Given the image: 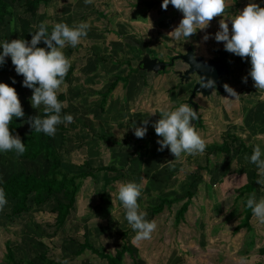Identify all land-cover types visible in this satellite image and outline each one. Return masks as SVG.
<instances>
[{"label":"crops","instance_id":"obj_1","mask_svg":"<svg viewBox=\"0 0 264 264\" xmlns=\"http://www.w3.org/2000/svg\"><path fill=\"white\" fill-rule=\"evenodd\" d=\"M68 1L70 2L67 3V7L72 4V0ZM251 2L264 7V0H225L223 16L214 18L203 30L197 28V32L191 37L182 36L179 40L169 37V32L166 30H164V34L160 30L156 31L155 37L150 34L148 36V33L145 32L146 38H144L145 33L143 32L142 35L137 34L136 40L127 39L124 42L120 41V38H113L116 32L111 31L110 28L113 30L116 28L111 24V21H109L108 25L104 24L105 27L102 29L96 26V22H99V17H102L101 13L103 16L116 13L105 12L106 7L109 6L107 1H103L101 6H99L101 4V1H99L96 8L95 3L94 6L89 4V8H92L91 12L88 13V16L85 12L83 18L78 19L76 23H81L82 19L85 18L84 23L88 25L87 36L81 38V42L76 47L68 45L69 47L62 49L65 56L70 60L72 72L68 80L61 85L62 90L58 92H62L65 95L64 107L67 115H72L74 121L67 125L64 123V130L62 131L56 128L54 140L59 147L63 166L68 168L70 173L86 172L90 168L100 166H111L114 171H97L94 173V178L85 177L77 193L74 208L70 211L64 224L56 230L53 221L52 225L54 226L51 225L52 229L54 228L52 233L47 232V235L56 234L58 239L60 238L58 241L59 245L64 246L72 256H79V254L82 255L87 251L92 252L87 248L78 253L80 244L83 243L85 238L95 248L105 249L106 251L105 246L98 247L96 245L98 242L94 244V239L104 236L105 240L113 243L112 251L114 253L123 244L122 240L133 239L136 235V232L126 220L122 203L117 198L113 199V196L116 197L115 194L118 193L120 184L134 182L142 185L141 196L138 198L139 211L145 210L143 213H146L145 219L149 222L151 219H157L156 221H160V224L162 223L161 217L165 216V209L157 215H152L149 210V208L159 203L160 198H180L179 201L182 202L174 210V214L182 203L189 199L188 209L191 204V200L187 195L188 192H191V196L193 192L198 194L201 186L198 180L200 178L196 176L199 173L196 174V172L192 171L190 177L187 176L188 180L190 179L189 184L191 187L186 191V196H173V194H170L173 191L169 192L170 189H173L172 187L166 190V187L172 184V172H175L180 165L175 160V156L171 154L170 149L158 151L160 145L157 141L162 138L156 135L153 125L162 118L160 115L161 111L164 112V108H162L161 101L166 98H169L170 101V107L167 111L176 110L181 104H187L192 107L188 103V98L192 86L197 81V77L193 75L188 82L180 80L177 71L184 70L186 66L178 59V55L184 53L187 46L191 45L195 56L204 59H210L214 55L219 56V53L225 50L224 43H218L214 38L215 34L220 30L219 21L224 19L225 22L229 23L231 31L229 20L243 11ZM82 3L85 4V0ZM78 5L82 6L80 2H78ZM147 7L139 6L134 14L137 12L144 13ZM59 11L64 15L67 13L66 9L62 11L60 7L55 10L54 15ZM63 14L60 20L63 23L71 24L72 18H69L72 15L71 11H68L65 18ZM82 15L81 13L80 16ZM9 18L11 16L6 17V22L3 25H7L5 28L10 31L11 29L7 28L9 26ZM181 18L183 19L182 13ZM47 25L53 29L55 23H47ZM104 32H111L114 35L112 34L113 36H110V39L105 41L107 37ZM118 34L119 37H124L122 33L119 32ZM206 35L210 37L207 41L204 40ZM143 52H148L154 57L153 52L156 58L166 63L170 58L175 57L173 63L167 66L171 68L169 73L158 74L139 69L137 63ZM235 56L232 53L227 54L226 62H229L228 65L230 64L229 74L219 79L212 95L208 96L209 98L195 94L198 97V101H195V103L197 104V115L199 118L195 120L192 126L204 139L206 147L203 153L196 155L186 154L183 159L188 165L199 164L200 161H204L200 165L202 166L201 171H205L207 175H212L214 178V173L216 171L219 172V177L222 180L216 183L210 182V185H205L204 189H207L209 193L215 190L218 195L217 199L221 200V204L224 206L227 204V206L243 207L245 194H241L239 199H236V197L240 193L239 189L245 184L253 182L255 199H264V187L256 183L257 180L264 179V176L259 174L257 166L251 163L250 159L249 161L244 159L245 156L251 157L257 145L261 149V159H264V91H259L254 86V81L249 75L251 66L244 65V62L251 63V58L239 57L238 61ZM0 75L9 77L10 74ZM139 76H143L144 80L142 81ZM244 77H248L247 83L243 82ZM125 78L135 80L134 84L128 85L129 80L127 83L123 81ZM15 81L17 84L16 82L14 84L7 82V84L9 83L10 87L15 86L24 116L22 118L14 116L12 119L17 120L21 128L26 131V128L29 130L31 127L26 116L34 117L38 109L30 108V96H32L33 90L21 88L24 93L22 94L19 90L21 85L18 84V82L21 83V80ZM224 84H228L239 96L236 98L229 96L223 87ZM165 93L169 97L161 96V94ZM157 98L161 101H156ZM138 100L140 103L137 105ZM135 103L136 106H134ZM206 112H214V114H211L207 125L206 121H204ZM216 118L217 120L213 122ZM143 121H148L147 133L144 138H137L134 134V126H144ZM211 123L213 125H210ZM23 126H26V128H23ZM146 139L149 141L147 150L142 146ZM86 140H94L98 143L89 144L87 142L85 144L84 141L86 142ZM240 145H244L247 150L240 151ZM224 146L227 148V152L220 150ZM217 148L220 149L218 150ZM205 154L212 156V158L214 157V160L220 158L216 170L212 168L209 169L210 171L208 170L213 163L209 162L208 165L206 164L207 157ZM9 156L20 160L10 154ZM168 158L171 160H168ZM21 161L22 164L20 166L29 169L30 166L25 165L31 163V161ZM83 164L88 166H83ZM172 169L173 171L171 172ZM232 188L236 189L237 192L230 200V190ZM201 191L204 193H201ZM201 191L199 192L200 194H206L204 190ZM162 192H168V194L166 195ZM110 193L113 194L112 197ZM212 194L207 195L208 197L216 196L214 194V196H210ZM155 197H157V200H154ZM185 198L186 200H184ZM196 198L201 202L206 199V197H200L199 195ZM210 201L209 205L212 208L215 201L211 199ZM39 207L43 210V205ZM30 210L36 212L38 208L33 206ZM185 212L183 215L184 220ZM52 214L54 215V213ZM243 216L244 212L242 210L241 220ZM47 219L50 220V218ZM29 220L32 223L27 224L26 227L23 226L21 229L23 230L22 232H25L26 238L33 239L28 230H31L36 225L39 230H43L41 224L48 221L40 220V222L32 218ZM29 220L26 218L24 222L29 223ZM241 220L237 222L234 228ZM257 221L258 219L252 215L249 219V229L247 226H242L239 229L244 228L245 232L246 230H252L257 225ZM259 230L263 232L262 225H260ZM38 233L41 235L42 231H34L33 235ZM42 235L45 234L42 233ZM71 239H74V241H71ZM38 240L40 243L42 242L41 238H38ZM119 241L121 244L117 246L116 244ZM42 244L44 245V243ZM45 245H47L46 249H50L48 247L49 242ZM127 245L134 254L133 247L128 242ZM110 246L112 245L110 244ZM93 254L96 255L95 253ZM89 260L91 264H98V259L89 258Z\"/></svg>","mask_w":264,"mask_h":264},{"label":"rangeland","instance_id":"obj_2","mask_svg":"<svg viewBox=\"0 0 264 264\" xmlns=\"http://www.w3.org/2000/svg\"><path fill=\"white\" fill-rule=\"evenodd\" d=\"M8 1L11 4L12 14L11 18L8 20L9 26L7 28H10L11 30L9 31L5 28L7 25H0V46H2L5 41L10 42L11 40H18L19 30L21 27H27L29 32L36 33L38 31V25L42 22L46 21L47 23L55 24L63 23L60 20L63 13H60L59 11L56 15H54L55 10L59 9L60 7L62 8V11L65 9L67 10L66 14H68V11H71L72 15L69 18H72V23H67L70 28L84 23L85 18L82 19L81 23L76 22L79 18H83L85 12L88 16V13H90L92 10V8H89V4L82 3L84 0H72V4L68 7L66 6L67 3L70 2L68 0H44L41 2L36 14L32 16L24 11L23 0L19 2H11L10 0ZM99 1H101V4H99ZM103 1L109 2V6L106 7L105 12L116 13L113 15L105 14L104 17H99L100 19L98 20L99 22H96V26L97 28L100 27V29H102L105 27L104 24L108 25L109 21H111V24L114 26V28H116L114 30L116 35L113 38H120V41L123 42L127 39L136 40L137 34L142 35L143 32H147L148 36L150 34L152 37H155V32L159 30L162 34H164V30L171 32L179 25L180 21L182 20L181 12L176 10L172 5H169L167 10L162 8L161 5L163 4V0H94L92 6H94V3L95 8L98 6V4L101 6ZM78 2H80L82 6H79ZM142 5L148 6L147 10H145L144 13L137 12L134 14V12L137 11V8ZM81 13L83 14L82 16H80ZM58 17L59 19H57ZM117 32L122 33L124 37H119ZM104 33L107 37L105 41L107 39L109 40L110 36L114 35L111 32ZM144 38H146V33ZM67 47L69 46H66L65 48ZM217 57L218 55H214L210 59H216ZM14 69V65L12 62H10V71L4 73L10 75L9 77L7 75H0V83L7 84V82H10L11 84H14L13 80H16L12 77V74L16 73ZM170 70L171 68L167 67L166 69L159 71L158 74L169 73ZM139 77H141L142 81L144 80L143 76ZM20 80L21 83L18 82V84L21 85L20 89H26V87L23 86L24 78ZM128 80V85H133L135 82V80L129 78H125L123 81L127 83ZM12 87L15 88L14 85ZM21 92L24 94L23 89ZM161 96L169 97V95L166 93L161 94ZM193 100L194 102L198 101V97L195 96ZM156 101L161 100L157 98ZM138 103H140L139 100L137 101V105ZM161 103L164 111H167L170 107L169 98L161 101ZM134 106H136V103ZM30 108L34 109L31 105V102ZM42 108L43 106L41 105L38 111ZM211 114H214V112L205 113L204 121H206V125L208 124V121H210L209 118ZM216 120L217 118L213 120V122ZM210 125L213 124L211 123ZM23 128H26V126H23ZM25 130L28 131L27 128ZM87 142H89V144H93L95 141H84L85 144ZM205 155L207 157V160L205 161L206 164L208 165L209 162L213 163L209 166L208 170L211 168L216 170L220 158L214 160V157L212 158V156L210 157L207 154ZM185 156L186 153L182 154L181 157L177 159L180 166L175 170V172L173 169L171 170V172L173 171V175L171 176L172 184L171 186L166 187V190H168L170 187L174 189L169 190V192L173 191L170 193L173 194V196H186V191L191 187L189 184L190 179L188 180V177H190L192 171L196 172V174L199 173V175L196 176H198L200 179L197 177L196 178L200 181L201 186L199 187L200 189L198 190V194L193 192V195H190L191 197H189L191 204L185 212V220H181L178 224H176L174 221V210L181 204L182 201L173 202L170 205H164L163 210L165 209V216L161 217L162 223L160 224V221H156L157 219L150 220V222L155 221L157 225L156 229L151 234L150 239L137 241L135 243H133V239L130 238L125 240L121 239L126 243L128 242L130 246L133 247L134 251L132 256H130L128 253L124 254L122 264H264V251H262V249H264V223H261L258 220L257 225H255L252 230H246V232L244 228H234L237 222L241 220L243 207L232 205L227 206V204L224 206L221 204V200L217 199L218 195L216 194L215 190V192L213 191L214 193H209L207 189H204V186L210 185V182L216 183L222 180V178L219 177L220 173L216 171V173H214L215 178L212 175H207L205 171H201L202 166L200 165H202V162L204 161H200L199 164L188 165L183 159ZM42 160L43 159H39L38 161L27 163L25 166H30L29 170L31 171H36L37 169L45 171L47 162ZM168 160L171 159L168 158ZM0 164L2 168V177H6L8 173L20 167L22 161L9 156L8 152H3L0 154ZM201 190H204L206 194H200L199 192ZM236 192L237 190L234 188L230 190V200L233 198ZM162 193L166 195L168 194V192ZM201 193L204 192L201 191ZM212 193L216 196L208 197L207 194ZM213 194L210 196H214ZM243 194L246 195V193ZM198 195L200 197H206L204 202L199 201L197 198L195 199V197ZM58 197L62 198L61 194H59ZM115 198L116 197L113 196V199ZM210 199L215 201L212 208L209 205L211 203ZM53 200L51 199L46 202L42 207L43 210H41L40 207H37L39 214L37 211L35 212L33 210H29L28 213L16 220H11L7 215L10 213V207L12 204L11 200H7V204L3 207V210H0V264H7V257H5L7 244L13 248L15 258L18 262L17 264H42L38 259V255L40 254H45L47 257L52 256L54 259H50L58 262L59 264H64L66 260L68 261V264H91L89 258L98 259V264H106L105 260L99 258L97 255H94L89 251L82 255L79 254V256H72V254L68 252L64 246L59 245L58 241L60 238L58 239L56 234L53 233L47 235V232L52 233L53 229L56 227L55 225V227L52 229V226H54L52 224L55 214L53 215L51 213L52 211L50 212V209L55 203V199ZM154 200H157V197H155ZM184 200H186V198ZM255 200L258 203L261 199ZM141 211L143 212L145 210ZM39 215L43 217H40ZM26 218L28 220L30 218L33 220L37 219L38 221L47 220L48 222H43L41 224L43 230H39L37 225L31 230H28V232H30L33 237V239H30L26 238L25 232H22L23 230L21 229L23 226L26 227L27 224L32 223L30 220L29 223L26 221L24 222ZM47 218H50V220ZM260 225H262L263 232H260L259 230ZM34 231H42V233L45 235H42V233L41 235L39 233L33 235ZM37 237L41 238V243ZM71 241H74V239H71ZM48 242V247L50 249H46L47 245L45 244ZM95 242H98V244ZM42 243H44V245ZM94 244L98 245V247L105 246L107 253L114 254L112 251L114 247L113 243L105 240L104 236L94 239ZM110 244L112 246H110ZM120 244L121 243L119 241L116 245L119 246ZM98 249L100 250V248ZM45 250L46 252H44ZM132 259H134L135 262H133Z\"/></svg>","mask_w":264,"mask_h":264},{"label":"clouds","instance_id":"obj_3","mask_svg":"<svg viewBox=\"0 0 264 264\" xmlns=\"http://www.w3.org/2000/svg\"><path fill=\"white\" fill-rule=\"evenodd\" d=\"M94 0H85V4H92ZM172 5L183 14V19L173 31L168 33L169 37L179 40L183 37H191L200 30L205 29L210 22L223 16L225 12V0H163L162 8L167 10ZM229 23L224 19L219 21V31L215 34V40L223 42L225 50L241 58H251V71L249 73L254 81V86L259 91H264V7L251 2L243 11L233 16ZM47 22L38 25V31L33 34L30 43L26 40L5 41L0 48V66L4 65L6 58L10 57L18 75L24 77L23 86L33 90L31 105L34 109L44 106V118L36 116L28 121L36 132L54 136L56 125L60 123L70 124L74 121L72 115L61 117L64 104L58 100L57 93L61 91V85L71 67L70 60L65 56L62 49L66 45L76 47L81 38L87 36L88 25L81 23L78 26L69 27L66 23L55 24L51 34L47 32ZM210 37L205 36L207 41ZM43 42L47 47H37ZM248 77L243 78L247 83ZM15 83V80H13ZM202 88H215L214 80L202 79ZM225 91L231 97L239 94L228 84L223 85ZM227 99V98H226ZM13 116L22 118L24 111L15 88L8 84L0 83V152L15 151L19 155L25 152V143L19 135L10 132L9 125ZM153 127L158 137L162 139L157 143L160 145L158 151L170 149L175 160L182 154L196 155L203 153L206 147L204 139L192 126V121L198 119L197 112L187 104H181L176 110L164 111ZM148 121H143L141 127L134 126V134L137 138H144L147 133ZM260 146L257 145L249 158L245 161L255 164L259 174L264 176V159ZM171 163V162H169ZM264 187V179L256 181ZM142 185L127 182L120 184L116 198L122 203L128 224L136 232L133 243L150 239L156 229L155 221H147L146 213L139 211L138 198L141 196ZM111 194V193H110ZM113 194H111V197ZM113 202V200H112ZM7 204L5 193L0 188V210ZM247 207L252 209L253 215L261 223H264V199L258 203L254 194L247 198ZM64 264H68L66 260Z\"/></svg>","mask_w":264,"mask_h":264},{"label":"trees","instance_id":"obj_4","mask_svg":"<svg viewBox=\"0 0 264 264\" xmlns=\"http://www.w3.org/2000/svg\"><path fill=\"white\" fill-rule=\"evenodd\" d=\"M11 2H19L21 0H10ZM44 0H23V7L26 13L34 16L39 9L41 2ZM12 9L11 4L8 0H0V25H3L6 22V17L11 16ZM102 17L103 14L101 13ZM47 32L50 35L52 32V27L46 25ZM111 31L115 32L110 28ZM35 33H31L28 31L27 27H21L19 33V39L26 40L30 43L32 36ZM68 46V45H66ZM37 47L46 48L47 46L41 42ZM229 52L226 50L219 53V56L216 59L222 60L226 62V56ZM0 54H2V49H0ZM153 56L156 55L152 52ZM175 59V57L170 58L168 61V65H170V61ZM235 59L239 61V56H235ZM10 62L11 58L7 57L4 65L0 66V74H4L10 71ZM243 63V61H241ZM244 65L251 66V63L244 62ZM15 70V69H14ZM72 72V68L69 69L64 82L68 80ZM13 78L16 80L24 78L21 75L15 73ZM22 91L21 89H19ZM58 100L64 103L65 95L61 92L57 94ZM104 102L102 103L103 106ZM44 108V107H43ZM43 108L39 110L34 117L41 116V118L45 117ZM61 117L67 115L65 107L61 110ZM29 121L30 116H26ZM199 118V117H198ZM64 123L59 124L56 128L59 131L64 130ZM10 132L15 136L19 135L22 141L25 143V152L23 155H17L15 151H9L8 154L17 157L18 159L23 161H38L39 159H43L42 161L47 162L46 170L37 169L36 171H31L28 168H24L20 166L18 170H14L6 175V177H2L1 168H0V188L4 190L5 199L11 200L12 204L10 207V213L7 214L11 220L19 219L24 214L28 213L29 210L33 207H39L44 205L49 200L55 199V203L53 207H51L52 213L54 216V224L56 225L55 229H59L70 211L74 208V203L76 200L77 193L80 189V185L82 180L90 176L94 178V173L97 171H114V168L111 166H100L96 168H90L89 171L83 172L79 171L77 173H70L68 169L63 166L62 157L60 154L59 147L55 143V135L49 136L44 134L43 132H36L32 126L28 131H24L20 123L12 119L9 125ZM148 139L145 140L142 145L143 148L147 150ZM218 149V148H217ZM220 149V148H219ZM218 149V150H219ZM220 150L227 152V148L224 146ZM240 151L247 150L244 145H240ZM83 166H88L87 164H83ZM82 166V167H83ZM240 193L236 197L238 199L241 194L246 193L243 198V212L244 216L241 222L236 226L240 228L242 226H247L249 229V219L253 215L252 209L247 207V198L253 195L254 187L253 182L250 184H245L240 189ZM61 194L62 198H59L58 195ZM188 197H190L191 192H188ZM180 198H160L159 203L156 206L149 208L152 215H156L163 210L164 205H170L173 202L179 201ZM54 201V200H53ZM188 201L182 203L179 209L176 210L174 214V221L178 224L182 219L184 212L187 209ZM125 235V234H124ZM92 250L99 258L106 261V264H122L123 257L125 253H128L132 256V250L127 245L125 241L120 246V248L116 249L114 254H109L105 251V249L99 250L95 248L86 238L83 243L80 244V249L78 253L84 249ZM264 251V249H262ZM7 264H17V260L15 258V254L13 252L12 247L7 244L6 245V255ZM39 262L42 264H59L58 262L50 259L45 254L38 255ZM135 262L134 259H132ZM34 264V263H28Z\"/></svg>","mask_w":264,"mask_h":264},{"label":"water","instance_id":"obj_5","mask_svg":"<svg viewBox=\"0 0 264 264\" xmlns=\"http://www.w3.org/2000/svg\"><path fill=\"white\" fill-rule=\"evenodd\" d=\"M178 59L186 66L184 70L177 71L178 77L181 81L188 82L192 79V76L197 77V81L194 83L191 89L188 103L192 105L193 109L197 112V104L193 101L195 94H200L202 97H208L212 94L214 88H202V79L214 80L215 86L221 77L228 76L229 65L227 62L219 59H204L202 57L195 56L194 49L191 45L187 46L184 53L178 55ZM173 60L170 61V64ZM165 61L159 60L156 57H152L148 52H143L140 60L137 63V67L146 72L158 73L167 67ZM195 120L191 123L194 124Z\"/></svg>","mask_w":264,"mask_h":264},{"label":"flooded vegetation","instance_id":"obj_6","mask_svg":"<svg viewBox=\"0 0 264 264\" xmlns=\"http://www.w3.org/2000/svg\"><path fill=\"white\" fill-rule=\"evenodd\" d=\"M168 63V62H167ZM168 66V65H167ZM194 101V100H193Z\"/></svg>","mask_w":264,"mask_h":264}]
</instances>
